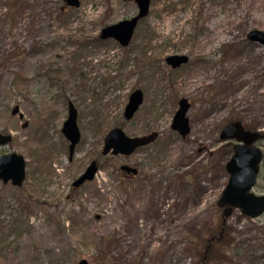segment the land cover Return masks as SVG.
I'll return each mask as SVG.
<instances>
[{
  "label": "rangeland",
  "instance_id": "rangeland-1",
  "mask_svg": "<svg viewBox=\"0 0 264 264\" xmlns=\"http://www.w3.org/2000/svg\"><path fill=\"white\" fill-rule=\"evenodd\" d=\"M63 6L0 0V132L12 136L0 153L26 162L20 187L0 182V264H196L192 243L220 215L216 201L229 177L220 128L236 119L264 132V45L246 35L264 31V0H155L125 48L94 38L103 21L136 13L134 2L80 0L62 14ZM148 28L157 41L144 53ZM174 53L191 62L172 71L164 58ZM135 88L144 100L126 121ZM181 97L190 102L184 139L170 128ZM69 99L81 139L72 162L60 132ZM113 126L159 136L130 156H103ZM93 159L94 179L72 188ZM123 163L139 168L135 181L119 175ZM259 173L253 192L264 194V156ZM226 217V252L206 264H264V214L234 209Z\"/></svg>",
  "mask_w": 264,
  "mask_h": 264
},
{
  "label": "water",
  "instance_id": "water-1",
  "mask_svg": "<svg viewBox=\"0 0 264 264\" xmlns=\"http://www.w3.org/2000/svg\"><path fill=\"white\" fill-rule=\"evenodd\" d=\"M67 5L76 7L80 0H64ZM133 1L137 11L129 18L120 19L118 22L110 23L102 27L99 31V38H112L121 46H127L131 42V37L141 18L149 13L151 0H124ZM247 38L253 42L264 45V31L249 30ZM166 62L174 69L187 62V56L168 55ZM143 101V93L140 89H135L125 104L123 115L129 120L134 116V112L139 108ZM178 108L171 121V127L177 131L183 138L188 134L189 123L186 112L189 103L184 98L178 100ZM68 119L63 123V133L70 140L69 156L73 154V147L79 142L80 132L75 123V110L69 104ZM157 132H152L142 136L131 137L125 134L121 127L115 126L110 129L103 137L102 155L110 153L111 155L121 154L129 155L140 146H144L156 139ZM260 137L257 131H248L244 129L239 121L231 122L220 130V140L233 139L236 143L232 147V155L225 162V170L229 175L225 187L216 201L218 207L227 206L229 208L240 209L243 216L256 218L264 213V194L257 195L252 193L258 175L259 165L262 158L260 149L253 145L254 141ZM10 135L0 134V145H6L10 141ZM25 162L22 155L17 153H8L0 155V179L3 183L11 180V183L20 186L25 177ZM120 169L130 170L134 174L137 169L123 165ZM82 175L73 180L72 186H79L84 180H92L97 171L96 161L93 160L85 169ZM77 264H90L85 259H81Z\"/></svg>",
  "mask_w": 264,
  "mask_h": 264
},
{
  "label": "trees",
  "instance_id": "trees-1",
  "mask_svg": "<svg viewBox=\"0 0 264 264\" xmlns=\"http://www.w3.org/2000/svg\"><path fill=\"white\" fill-rule=\"evenodd\" d=\"M155 4V0H151V5ZM64 14L65 12H61ZM150 14V13H149ZM148 14V16H149ZM147 17L143 18L141 22H145ZM104 25L107 24L106 21H103ZM141 22L139 24H141ZM139 30V29H136ZM147 34L145 35V47L143 48L144 53L148 52V49L151 47L150 44L152 43L153 40L157 41V39L154 36L153 30L148 28ZM138 36V31L135 33L134 37L136 38ZM94 40L100 42L101 40H98L97 38H94ZM124 60L122 59L121 62ZM146 64L143 63L144 67ZM168 78V76H166ZM170 81V80H169ZM171 82V81H170ZM97 110V109H95ZM98 115L97 112H95V116ZM221 213L220 215H215L213 219H211L209 222L204 223V229L207 231L203 236L198 238L199 240L193 241L192 243V248L196 252V257H197V263L196 264H206L209 256L213 254H218V255H224L226 252V249H222V245L227 242L225 236H231L233 233L230 228L226 227V221L227 217L225 216V213L231 212L232 210L229 208L224 207L223 209L220 210ZM233 245H234V240L232 239ZM230 243V241H228ZM231 244V243H230ZM218 259V258H216Z\"/></svg>",
  "mask_w": 264,
  "mask_h": 264
},
{
  "label": "flooded vegetation",
  "instance_id": "flooded-vegetation-1",
  "mask_svg": "<svg viewBox=\"0 0 264 264\" xmlns=\"http://www.w3.org/2000/svg\"><path fill=\"white\" fill-rule=\"evenodd\" d=\"M66 7H68L67 5H65V6H63L61 9H62V11H64V12H66ZM98 40H101V41H106V40H102V39H100L98 36L96 37ZM94 41H96V40H94ZM96 42H98V41H96ZM117 44V43H116ZM118 45V44H117ZM126 47H128V46H126ZM183 55H186L187 57H189L186 53L185 54H183ZM188 59V61L187 62H185V64H182V65H180V66H178L177 68H175V69H173L172 68V71H175V70H177V69H181V68H183L185 65H188V63H190L191 61H190V59L189 58H187ZM166 62V61H165ZM167 63V62H166ZM51 68H52V66H51ZM47 69H48V65L47 66H45L43 69H42V72H45V71H47ZM181 98H183V97H181ZM180 99V98H179ZM178 99V100H179ZM184 99H186V98H184ZM186 101L189 103V107H190V102H189V100L188 99H186ZM178 102V101H177ZM69 104H71V106L74 108V110H75V123H76V126H77V128H78V123H77V119H78V117H77V108L75 107V105H74V102L71 100V99H69L68 101H67V105H66V107H67V113H66V116H65V119H64V121H62V123H61V126H60V132H61V137H62V141H63V143H64V147H61V150H63L64 151V153H66V155H67V160L69 161V162H72V157H73V155H74V153H75V150H76V148L79 146V144H80V142H81V139H80V141L73 147V149H74V151H73V154H72V156L70 157L69 156V145H70V140L69 139H67L66 138V136H65V134L63 133V130H62V127H63V123L68 119L67 117H68V115H69ZM178 104H179V102H178ZM189 107H188V109H189ZM177 108H178V105H177ZM177 108H176V110H177ZM187 109V110H188ZM176 110L174 111V114H175V112H176ZM187 113V112H186ZM11 114L13 115V116H19V117H21V115L19 114V109L18 108H13L12 109V112H11ZM99 115V114H98ZM174 116V115H173ZM187 118H188V116H187ZM230 122H232L231 120H230ZM229 122V123H230ZM188 123H189V119H188ZM244 125V124H243ZM224 126V125H223ZM222 126V127H223ZM221 127V128H222ZM170 128L172 129V127H171V125H170ZM220 128V129H221ZM244 128L245 129H248V130H250V131H252L251 129H249V128H247L246 127V125H244ZM79 129V128H78ZM31 130H32V128H31ZM173 130V129H172ZM176 134H178L181 138H182V136L177 132V131H175V130H173ZM189 131H190V123H189ZM189 131H188V133H189ZM259 131H261V132H263L261 129H259ZM79 132H80V129H79ZM0 134H2V135H6L5 133H2V132H0ZM11 134V133H10ZM32 135H33V130L31 131V136H30V138L32 137ZM220 135V134H219ZM158 136L159 135H157L156 136V139L158 138ZM188 136V134L185 136V137H187ZM220 138V137H219ZM11 139H12V136H11ZM11 139H10V141L7 143V144H9L10 142H11ZM156 139L154 140V141H152V142H150V143H147L146 145H144V146H140V147H138V148H136V150H135V152L136 151H138V150H144L146 147H147V145H149V144H151V143H153V142H155L156 141ZM219 142H220V139H219ZM228 145H224L225 147L226 146H229L231 149H232V147H233V145H234V142H229V143H227ZM230 144V145H229ZM254 145H256V146H258L259 148H260V150H261V152L263 153V156H264V146L262 145V144H259V140H256V142L254 143ZM6 146V145H5ZM36 146L37 145H35V147H32L33 149H35V150H37V148H36ZM52 146H53V150L55 151V153H56V149H58V147H55L54 146V144L52 143ZM0 147H3V146H1L0 145ZM66 150H67V152H66ZM135 152H133L132 154H134ZM36 154H39L38 152H35ZM0 154H3V153H0ZM4 154H7V153H4ZM132 154H129V155H126V156H130V155H132ZM53 159V158H52ZM123 165H127L128 167H130V168H134V169H137V172L134 174L132 171H130V170H126V171H124V170H122V169H120V167L121 166H123ZM87 167V165L83 168V172L85 171L84 169ZM97 168H99V165H98V163H97ZM118 169H119V175L121 176V177H123L124 179H127V180H129V181H135L136 180V178H137V175H138V173H139V168H137V166H134V165H131V164H129V163H126V164H120L119 166H118ZM41 170H43L44 172H46V173H50V169L47 167V168H43V165H40L39 166V172H41ZM83 172H81L80 173V175H82L83 174ZM25 176H26V173H25ZM77 178V177H76ZM145 178L148 180L149 179V176L148 175H145ZM150 178H151V176H150ZM152 179V178H151ZM10 182V181H9ZM8 182V183H9ZM73 183V182H72ZM72 183H71V186H72ZM85 183V182H84ZM84 183H82L81 185H83ZM2 184H4V183H2ZM5 184H7V183H5ZM10 184H12L11 182H10ZM13 185V184H12ZM81 185H79V186H73L72 188H77V187H80ZM13 186H15V187H18V186H16V185H13Z\"/></svg>",
  "mask_w": 264,
  "mask_h": 264
}]
</instances>
